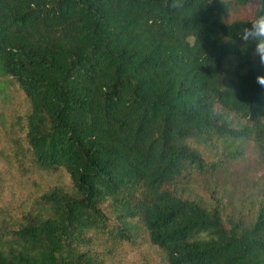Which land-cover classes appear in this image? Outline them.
<instances>
[{
  "label": "trees",
  "instance_id": "1",
  "mask_svg": "<svg viewBox=\"0 0 264 264\" xmlns=\"http://www.w3.org/2000/svg\"><path fill=\"white\" fill-rule=\"evenodd\" d=\"M170 3L0 0V264H110L127 245L264 264V174L239 206L188 194L250 143L264 171V68L239 40L255 8Z\"/></svg>",
  "mask_w": 264,
  "mask_h": 264
},
{
  "label": "rangeland",
  "instance_id": "2",
  "mask_svg": "<svg viewBox=\"0 0 264 264\" xmlns=\"http://www.w3.org/2000/svg\"><path fill=\"white\" fill-rule=\"evenodd\" d=\"M16 97L18 103L20 105L22 103L23 106L22 96L17 94ZM3 108L5 110L19 109L14 101H4ZM0 147H3V141L0 142ZM202 149L209 161L216 162L220 159V149L215 147L213 150L207 147H202ZM224 163L217 171L209 172L195 181L189 187L188 194L210 202L222 199L229 207H234V205H241L250 195L263 191L261 178L264 171L259 166L257 150L252 143L242 149L240 158L225 159ZM49 180L54 184L58 182L57 178H49ZM108 261L110 264H166L162 253L151 246L147 248H134L128 245L119 247Z\"/></svg>",
  "mask_w": 264,
  "mask_h": 264
},
{
  "label": "clouds",
  "instance_id": "3",
  "mask_svg": "<svg viewBox=\"0 0 264 264\" xmlns=\"http://www.w3.org/2000/svg\"><path fill=\"white\" fill-rule=\"evenodd\" d=\"M255 18L239 33V40L244 46H252V55L259 67L264 68V0H252ZM183 0H171L170 8L182 7ZM257 84L264 88V75H258Z\"/></svg>",
  "mask_w": 264,
  "mask_h": 264
}]
</instances>
